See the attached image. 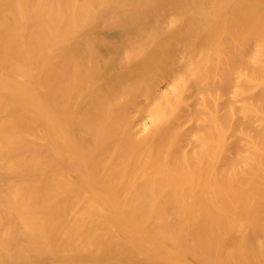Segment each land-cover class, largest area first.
Wrapping results in <instances>:
<instances>
[{"label": "bare ground", "instance_id": "bare-ground-1", "mask_svg": "<svg viewBox=\"0 0 264 264\" xmlns=\"http://www.w3.org/2000/svg\"><path fill=\"white\" fill-rule=\"evenodd\" d=\"M0 264H264V0H0Z\"/></svg>", "mask_w": 264, "mask_h": 264}, {"label": "rangeland", "instance_id": "rangeland-1", "mask_svg": "<svg viewBox=\"0 0 264 264\" xmlns=\"http://www.w3.org/2000/svg\"><path fill=\"white\" fill-rule=\"evenodd\" d=\"M187 260H188V261H191L188 257H187Z\"/></svg>", "mask_w": 264, "mask_h": 264}]
</instances>
